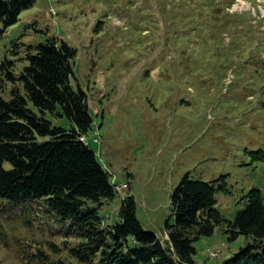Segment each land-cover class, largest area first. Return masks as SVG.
I'll return each mask as SVG.
<instances>
[{
  "label": "rangeland",
  "instance_id": "374dc122",
  "mask_svg": "<svg viewBox=\"0 0 264 264\" xmlns=\"http://www.w3.org/2000/svg\"><path fill=\"white\" fill-rule=\"evenodd\" d=\"M202 2L219 16L206 15ZM116 7L133 9L130 23L113 15ZM199 7L201 16L192 12ZM226 7L224 0H35L0 40V63L13 61L17 73L25 46L49 37L76 51L70 82L88 100V144L111 184L129 186L100 209L107 224L118 222L121 201L133 196L142 227L165 241L171 195L186 174L224 177L232 194L218 192L216 207L227 220L245 208L240 200L251 189L264 202V160L255 159L264 156L263 82L250 62L257 51L264 57V0H235L229 14ZM46 118L72 128L67 118ZM20 208L0 201V264H24L21 251L37 241L50 252L47 241L60 248L53 260L76 264L59 217L39 208L28 228ZM245 242L217 228L192 244L194 261L223 264ZM210 250H221L219 258Z\"/></svg>",
  "mask_w": 264,
  "mask_h": 264
},
{
  "label": "trees",
  "instance_id": "16d2710c",
  "mask_svg": "<svg viewBox=\"0 0 264 264\" xmlns=\"http://www.w3.org/2000/svg\"><path fill=\"white\" fill-rule=\"evenodd\" d=\"M34 1L0 0V40ZM234 1L224 0L227 14ZM202 3L206 15L219 16L212 2ZM130 10L116 7L113 15L130 23ZM192 12L203 13L200 7ZM25 48L19 73L13 61L0 63V201L21 207L26 227L33 225L29 215L39 208L55 213L65 225L59 228L62 237L74 241L68 252L76 264H196L192 244L211 237L217 228L229 241L240 236L246 240L223 264H264L262 194L258 189L246 192L240 200L245 208L234 220H227L216 207L218 192L232 194L224 177L205 182L184 175L171 195L173 223L165 225V241L142 227L133 196L121 201L118 222L107 224L99 211L120 192L87 141L93 130L88 100L70 82L76 51L55 37ZM250 62L262 74L258 78L263 82L264 108V57L257 51ZM8 83L14 86L6 100ZM48 115L69 119L72 128L53 127ZM255 159L264 160V156ZM45 243L51 252L38 241L33 251L24 248V264H74L53 260L51 254L59 255L60 248Z\"/></svg>",
  "mask_w": 264,
  "mask_h": 264
},
{
  "label": "bare ground",
  "instance_id": "6f19581e",
  "mask_svg": "<svg viewBox=\"0 0 264 264\" xmlns=\"http://www.w3.org/2000/svg\"><path fill=\"white\" fill-rule=\"evenodd\" d=\"M117 190H118V192H120V193H123V191H122V189L119 187V188H117ZM223 247H225V245L223 246ZM220 254H221V250H218V251H209V256L211 257V258H215V259H217V258H219V256H220Z\"/></svg>",
  "mask_w": 264,
  "mask_h": 264
},
{
  "label": "built area",
  "instance_id": "2783aa9c",
  "mask_svg": "<svg viewBox=\"0 0 264 264\" xmlns=\"http://www.w3.org/2000/svg\"><path fill=\"white\" fill-rule=\"evenodd\" d=\"M120 188L122 189L123 193L125 194V192H126V191L128 190V188H129V186H128V184H125V185L121 186Z\"/></svg>",
  "mask_w": 264,
  "mask_h": 264
},
{
  "label": "crops",
  "instance_id": "0c3cea01",
  "mask_svg": "<svg viewBox=\"0 0 264 264\" xmlns=\"http://www.w3.org/2000/svg\"><path fill=\"white\" fill-rule=\"evenodd\" d=\"M166 239H167V237H166Z\"/></svg>",
  "mask_w": 264,
  "mask_h": 264
}]
</instances>
